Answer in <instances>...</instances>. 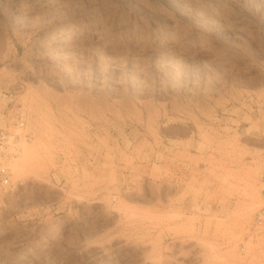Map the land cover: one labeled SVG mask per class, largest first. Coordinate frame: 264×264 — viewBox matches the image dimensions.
<instances>
[{
	"label": "rangeland",
	"instance_id": "374dc122",
	"mask_svg": "<svg viewBox=\"0 0 264 264\" xmlns=\"http://www.w3.org/2000/svg\"><path fill=\"white\" fill-rule=\"evenodd\" d=\"M1 131L0 264H264V0H0Z\"/></svg>",
	"mask_w": 264,
	"mask_h": 264
},
{
	"label": "built area",
	"instance_id": "2783aa9c",
	"mask_svg": "<svg viewBox=\"0 0 264 264\" xmlns=\"http://www.w3.org/2000/svg\"><path fill=\"white\" fill-rule=\"evenodd\" d=\"M9 136L0 132V187L9 186L10 185V168L8 163L6 162L7 158H9V154L7 153V147L9 142ZM261 193L264 198V175L260 180ZM264 226V204L258 209L254 223L252 225V229L257 230Z\"/></svg>",
	"mask_w": 264,
	"mask_h": 264
},
{
	"label": "bare ground",
	"instance_id": "6f19581e",
	"mask_svg": "<svg viewBox=\"0 0 264 264\" xmlns=\"http://www.w3.org/2000/svg\"><path fill=\"white\" fill-rule=\"evenodd\" d=\"M15 170L17 171V173H20V167H18L17 165L14 166Z\"/></svg>",
	"mask_w": 264,
	"mask_h": 264
}]
</instances>
